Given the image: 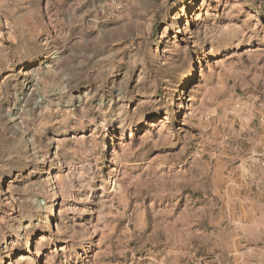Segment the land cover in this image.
Returning <instances> with one entry per match:
<instances>
[{"label":"rangeland","instance_id":"1","mask_svg":"<svg viewBox=\"0 0 264 264\" xmlns=\"http://www.w3.org/2000/svg\"><path fill=\"white\" fill-rule=\"evenodd\" d=\"M11 3L75 58L0 75V264H264V0Z\"/></svg>","mask_w":264,"mask_h":264},{"label":"clouds","instance_id":"2","mask_svg":"<svg viewBox=\"0 0 264 264\" xmlns=\"http://www.w3.org/2000/svg\"><path fill=\"white\" fill-rule=\"evenodd\" d=\"M0 7L5 13L15 11L11 0H3ZM40 31L39 28L21 27L11 15L0 19V75L8 73L11 76L18 71H26L36 80L37 87L34 91L49 77L59 76L62 82L74 78L68 69L71 68L70 61L75 58V52L69 51L70 46L66 38L53 37L50 34L47 38H39ZM78 44L71 47H77ZM37 68L40 69L39 72L35 71ZM13 157H18L22 162L34 159L21 156L20 152L14 150L3 159L12 160Z\"/></svg>","mask_w":264,"mask_h":264},{"label":"bare ground","instance_id":"3","mask_svg":"<svg viewBox=\"0 0 264 264\" xmlns=\"http://www.w3.org/2000/svg\"><path fill=\"white\" fill-rule=\"evenodd\" d=\"M36 257H38V254H36ZM28 257L20 256L19 259H27Z\"/></svg>","mask_w":264,"mask_h":264}]
</instances>
